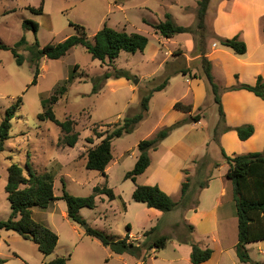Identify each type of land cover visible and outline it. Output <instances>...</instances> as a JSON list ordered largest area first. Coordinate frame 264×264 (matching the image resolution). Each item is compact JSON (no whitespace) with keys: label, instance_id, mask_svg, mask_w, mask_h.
<instances>
[{"label":"rangeland","instance_id":"obj_1","mask_svg":"<svg viewBox=\"0 0 264 264\" xmlns=\"http://www.w3.org/2000/svg\"><path fill=\"white\" fill-rule=\"evenodd\" d=\"M198 1L44 0V11L38 14L29 6L39 7L42 0H0V44L12 47L22 37H25L27 41L26 45L18 48L23 55L22 64L18 62L11 49L0 48V122L4 119L7 108L22 98L21 105L16 109L11 121V136L5 142L4 149L0 151V220L8 219L12 212L6 191L8 166L12 162L19 163L25 173H28L26 167L28 161L38 172H52L55 176L57 195L63 193L64 185L74 195L87 196L92 193L96 185L107 184L121 196L110 200L106 194L98 195L95 208L85 207L81 210L86 224L74 222L68 217V206L64 199H58L45 208L33 207L35 219L45 222L58 233L59 242L55 251L45 255L34 241L23 238L14 230L0 229V258H5L9 252H15L21 256V259H10L3 264H40L57 256L67 257V264H134L136 262L135 257L129 254H115L98 238L88 235L86 225L117 237H124L128 233L127 225L129 224L131 239H136V242L145 239L144 232L149 228L147 225L152 216L145 210L147 205L133 198L135 183L125 176L135 165L140 140L152 137L159 129L177 121L192 120L187 114L173 121L178 112L163 110L169 106L173 97L186 94L183 98L189 99L190 75L178 74L167 94L157 95L152 99L151 109L135 130L113 140V159L107 166L106 175L101 171L87 168L86 152L101 140L97 137V131L111 130L118 121L135 114L139 110V98L165 79L168 74L164 75L166 70L161 60L167 57L166 54L170 48H173L176 53L174 55L176 65L167 66L169 72L173 66H177L203 75L201 59H196V56L204 43L207 50L212 43L219 42L213 36L215 34L210 23L212 14L211 16L206 14L205 30L197 28L194 34L185 32L173 38L164 37L149 23L164 20L166 13H171L177 23L195 28L198 24ZM27 18L39 22L37 33L32 28L24 27L23 22ZM71 21L86 26L91 40L94 39L95 33L107 23L114 28L125 29L127 32L145 34L149 37V44L143 52L122 51L112 66L94 59L83 45L74 46L66 55L58 59L42 56L38 82L33 84L36 75L33 54L38 53L37 40L43 47L75 34L76 30L70 24ZM262 22L264 27V19ZM189 36L195 41L194 50L189 49L187 41ZM179 43L186 50L187 56L182 54L183 49L177 45ZM155 52H158L157 58H153ZM188 59H194L191 60L190 67ZM76 64L79 68L75 72L76 77L68 84V92L53 104L54 113L59 120L64 121L70 117L75 121L74 127L80 136L77 144L71 147L60 142L63 135L61 127L51 118L42 117V114L45 111L43 100L55 93V90L70 76ZM118 69L128 71L133 77L131 79L133 84H135L134 80L139 79L135 89L121 83L111 85L107 83V79L102 78L106 71L115 73ZM216 75L217 83L223 86L225 77L219 71ZM202 114L205 118L204 124L193 125L189 122L185 127H205V131L212 132L213 127L208 126L209 124L213 126L215 119L223 124L219 105L214 99L207 101L206 107L195 111L193 116L201 117ZM223 128L222 126L214 128L207 154L200 158V160L204 159L207 167L205 171H202V176L197 178V174L190 175V169L185 170L186 177H190L192 187L197 190H199V181L206 180L214 164L224 159L221 148L228 153L231 152L230 155L253 152V150L264 151V147L257 149L256 146L248 151L240 152L232 139L221 143L219 134ZM90 137L93 138V143L89 142ZM236 141L245 145L239 137H236ZM255 141L260 146L264 144V127L255 136ZM181 148L164 151L170 157H173L170 152L173 151L176 154L171 159L174 163L171 164L169 160L165 167H161V154L154 156L153 166L141 177V181L145 183L140 184H159L174 199L178 198L182 184L181 179L175 177L176 167L177 169L179 167L177 164L181 162L184 166H188L189 158L194 153L193 149ZM202 152L203 150L195 153L202 154ZM199 166L200 164L195 165L196 171ZM222 171L223 169H219L216 174ZM197 196L198 193L192 197V201ZM124 202L128 207L127 210L124 209ZM177 209L164 212V218L159 221V229L170 234V240L162 252L163 255L174 254L176 252L173 244L175 237L182 233L188 236L189 233L183 226L170 230V222L179 218ZM142 237H144L143 240H140ZM143 254L139 257L141 261H143ZM253 254L257 260H264V252H259L257 248L253 249Z\"/></svg>","mask_w":264,"mask_h":264},{"label":"trees","instance_id":"obj_2","mask_svg":"<svg viewBox=\"0 0 264 264\" xmlns=\"http://www.w3.org/2000/svg\"><path fill=\"white\" fill-rule=\"evenodd\" d=\"M210 0H199L197 17V27L186 26L175 21L171 13H166L165 19L159 22H149L156 32L160 33L166 38H172L176 34L190 32L194 34L196 29H206L205 17L207 14ZM29 8L38 14L44 11V0L39 7L29 6ZM148 22L147 20H145ZM75 28L76 33L68 36L66 39L56 42L48 43L43 47L40 46L37 40L36 45L39 47L38 53L34 52L33 57L35 63V79L33 84H37L38 76L40 74V61L42 56L58 59L66 55L74 46L83 45L94 59H98L102 64L112 66L115 64L117 58L122 51L135 53L137 51H144L149 44V37L140 32H127L125 29L114 28L107 23L99 29L94 39L91 40L86 26L80 23L70 22ZM25 28H32L36 33L39 30V22L27 18L24 20ZM218 41L228 47H231L237 54H244L247 52V43L241 36L235 35L233 37H219L213 35ZM25 37H22L14 46L0 44V48L11 49L14 56L20 64L23 63V55L18 51L20 46L26 45ZM205 43L201 51H199L202 62L203 75L195 74L190 69H179L178 73L190 75V77L204 76L209 84L211 93L214 95L215 101L219 105L220 115L224 120V109L221 100V87L217 83L213 74V65L211 60L206 56ZM79 65L74 66L70 76L64 81L55 93L50 98L43 100L45 111L42 117H49L55 121L62 130L60 142L68 146H75L79 140L80 133L75 130V121L72 118H67L64 121L59 120L53 110V104L58 102L60 97L68 92V84L76 77L75 72ZM121 78L125 77L131 80L133 77L124 69H118L115 73L106 71L102 78ZM171 77L168 74L165 79L155 84L148 92L143 94L140 98L139 110L133 114L126 116L122 121H118L113 129L105 132H96L97 137L101 140L94 146L90 147L86 152V166L89 169L101 171L106 175V169L113 159V140L131 133L136 126L148 114L150 100L154 92L164 89ZM228 90L247 89L254 92L256 95L264 99V76L259 75L256 83H238L227 87ZM22 98L9 106L6 110L4 119L0 122V151L4 149L5 142L10 138V130L12 126V118L15 115L16 109L20 107ZM176 108L183 109L187 112L192 111V105H185L182 102L175 104ZM193 121H199V115L192 116ZM187 120L177 121L168 127L161 128L153 137L144 138L138 143L140 154L135 162L134 167L126 173V178H131L135 183L133 191V198L138 202L145 203L149 208H156L162 212H168L175 208L183 210L192 207V196L197 188L191 185L190 177H187L182 183V195L179 200H175L170 194L163 190L158 184H139L137 178L145 172L151 163L150 150H156L163 139H165L175 128L186 123ZM234 128L240 139L246 140L250 138L254 132L253 124H244L237 127H226V130ZM216 135V133H215ZM90 143H93V138L90 137ZM225 161L229 165L227 177L233 183V194L237 206L238 215V242L236 244V251L241 261L251 262V264H261L252 260L248 244L264 239V151H253L240 154H228L224 148H221ZM200 166L198 174H200L201 166L205 163L204 159L197 161ZM219 164V163H217ZM28 173H25L24 168L17 162H12L8 166V180L6 184V191L8 199L11 202L12 212L10 217L6 220H0V229L14 230L18 232L23 238L34 241L41 252L45 255L52 254L59 242L58 233L53 230L45 222L35 219L33 215V207L45 208L49 204L58 199H64L68 206V217L77 223L86 224V220L81 214V209L95 208L97 206V196L106 194L110 200H113L117 195L113 188L107 184L104 186L96 185L91 194L87 196H78L70 193L65 185L63 186V193L57 195L55 193V176L50 171L38 172L33 167L30 161L26 164ZM208 180L199 181L198 188H204L208 184ZM197 201H195L196 203ZM124 206L126 204L124 202ZM180 224V223H178ZM188 229V236L185 241L192 246L191 260L193 264H200L209 260L214 252L212 247H202L193 239L192 233L194 226L186 224ZM128 233L124 237H117L109 234L101 229L94 228L90 225L86 227V233L90 236L98 238L105 246L111 248L116 254H130L140 257L143 252H148L150 248L157 250L165 248L170 235L163 234L159 237H153L152 234L156 227H153L144 232L145 239L136 242V239H131V227L128 224ZM67 257L57 256L50 261H44L40 264H67ZM0 261H2L0 259ZM137 264H145L144 262Z\"/></svg>","mask_w":264,"mask_h":264},{"label":"crops","instance_id":"obj_3","mask_svg":"<svg viewBox=\"0 0 264 264\" xmlns=\"http://www.w3.org/2000/svg\"><path fill=\"white\" fill-rule=\"evenodd\" d=\"M207 13L210 14L209 16L212 14L210 23L215 35L227 38L239 34L247 43V52L244 54H237L231 47L225 46L216 41L212 43V46H210L206 52V56L212 62L215 79L217 78V71L225 77L223 86H220L222 89L221 100L225 113L223 124L220 123V120L218 119H215L213 126H210L208 123V127H213L212 132L205 131V127H185L189 124V122H192L193 125H198V123L204 124L205 118L202 114L199 121L196 122L191 120L184 123L180 127L175 128L165 139L161 141L156 150H150L151 163L145 172L138 176L137 182L139 181V184L145 183L141 181V177L147 174L153 166L154 156L161 154V167H165L169 160H171L176 154L172 151L170 154H172L173 157H170L168 154L166 155L167 152L164 151L168 149L169 152L177 147H182L181 149L183 150L188 148L193 149L194 153L189 158L188 166H184L181 162L177 164L179 167L178 169L176 167L175 177L180 178L182 184L183 180L189 177H186L187 173H185V170L190 169V175L197 174V178H200V176H202V171H205L207 168L206 162L202 164L200 174H198V168L196 171L195 165H198L199 163L197 161H201L200 158H203L207 154L211 134L214 132L215 127H224L219 134L221 143L225 141L228 142L232 139L236 142L240 152L248 151L252 147L256 146L257 149H259V147L260 149L264 147V144L260 146V144L255 143V136L264 127V99L247 89H226L227 87L238 83L254 84L256 83L259 75L264 76V27L262 22L264 19V0H211ZM187 41L189 42V49L194 50L195 41L193 37L189 36ZM177 45L181 46V43ZM175 54L176 53H174L173 48H170L166 54L167 57L161 60V63L166 70L164 75L166 76L167 74H171V77L164 89L154 92L150 100L149 110L151 109L152 99L157 95L163 96L164 94H167L174 82L173 80H175L177 78L176 76L180 74L177 72L180 68L177 66H173L170 72L167 70L170 65L175 64ZM182 54L187 56L185 49H183ZM170 56H172V58H170ZM157 57L158 52H155L153 58ZM198 58H200V54L196 56V59ZM191 60L194 59H188V62H190L189 67L191 66ZM108 82L111 85L117 83L130 85L135 89V84L125 77H111L107 79V83ZM188 82H190V80H188ZM189 87L191 90L189 99L183 98L186 94L181 97H173L169 106H167L166 109H163L165 112L171 110H176L178 112L173 121L181 119L187 114L192 117L195 111H199L206 107L207 101L214 99V95H212L213 98L211 97L212 93L209 91V84L204 76L194 78L191 77ZM177 102H182L185 105H192V111L187 112L183 109L176 108L175 104ZM244 124H253L255 127V132L250 138L246 140L240 139L242 142H245V145L236 141V137L238 138L239 136L234 128L226 130V127H237ZM202 150V154L195 153ZM230 153L231 152L228 154ZM173 163V160H171V164ZM214 167L208 172V176L206 178V180L209 179L207 186L199 188V190H195L194 193H198V196L195 200H191L192 207L185 210L181 208L177 209L179 212V218L176 221L170 222V230L172 231L173 229L180 228L181 226L187 228L186 224L194 226L192 233L193 239L202 247L209 246L214 249L212 257L200 264H251V262L241 261L236 251V244L238 242V215L233 194V183L226 175L229 165L225 159H223L219 162V164L215 163ZM219 169H223V171L216 174ZM179 193V197L175 200H179L181 198L182 187L180 188ZM194 193L193 196L195 195ZM195 201L197 202L195 203ZM124 209H128L127 205ZM145 210L148 212V215L152 216L150 222H148L149 224L147 225L149 228H147L146 231L156 227L154 233L152 234L153 237L168 234L167 232L159 229V221L161 218H164L165 213L156 208L147 207ZM181 235L177 236V238L175 237L173 244L176 252L174 254H162L164 249L167 247L166 245V247L162 248V250H157L155 247L150 248L148 252L143 254V261H141L137 256L129 255L136 258V262L134 264L141 262H144L145 264H193L191 260L192 246L190 243L185 241V237L187 235L185 236V233H182ZM143 238L144 237L140 238V240H143ZM247 246L252 260L264 264V260H257L253 254V249L255 248H257L259 252H264V239L251 242ZM17 255L19 254L9 252L5 258H0L2 260L0 261V264L9 262L10 259L14 258L21 259V256Z\"/></svg>","mask_w":264,"mask_h":264},{"label":"water","instance_id":"obj_4","mask_svg":"<svg viewBox=\"0 0 264 264\" xmlns=\"http://www.w3.org/2000/svg\"><path fill=\"white\" fill-rule=\"evenodd\" d=\"M139 82V79L134 80V83L137 84ZM87 227V225H86Z\"/></svg>","mask_w":264,"mask_h":264}]
</instances>
